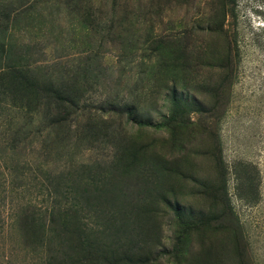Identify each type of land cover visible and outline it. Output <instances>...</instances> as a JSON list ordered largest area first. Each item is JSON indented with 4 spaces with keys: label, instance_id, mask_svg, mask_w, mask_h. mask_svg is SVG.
Returning <instances> with one entry per match:
<instances>
[{
    "label": "rangeland",
    "instance_id": "1",
    "mask_svg": "<svg viewBox=\"0 0 264 264\" xmlns=\"http://www.w3.org/2000/svg\"><path fill=\"white\" fill-rule=\"evenodd\" d=\"M232 2L0 0V264H264V0Z\"/></svg>",
    "mask_w": 264,
    "mask_h": 264
},
{
    "label": "trees",
    "instance_id": "2",
    "mask_svg": "<svg viewBox=\"0 0 264 264\" xmlns=\"http://www.w3.org/2000/svg\"><path fill=\"white\" fill-rule=\"evenodd\" d=\"M233 1V0H232ZM232 1H230V0H225V5L227 6L228 4L230 5V2L231 3H233ZM257 8H259V10H263L264 11V5L262 4L261 6H258V5H256V9ZM231 10V7H229V6H227V9H226V11H230ZM232 11H234V9L232 8ZM230 14H231V12H229ZM231 15H233V12H232V14ZM264 23V22H263ZM263 28H264V24H263ZM74 202H76V200H74ZM73 203V202H72ZM92 216H94V217H98L99 215L98 214H92Z\"/></svg>",
    "mask_w": 264,
    "mask_h": 264
}]
</instances>
